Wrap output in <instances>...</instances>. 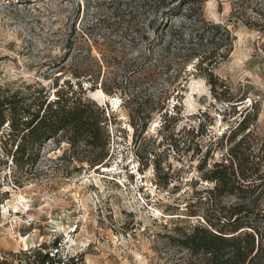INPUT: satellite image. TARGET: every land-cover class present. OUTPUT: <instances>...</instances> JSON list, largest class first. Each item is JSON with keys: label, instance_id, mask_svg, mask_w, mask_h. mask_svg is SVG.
I'll return each instance as SVG.
<instances>
[{"label": "rangeland", "instance_id": "1", "mask_svg": "<svg viewBox=\"0 0 264 264\" xmlns=\"http://www.w3.org/2000/svg\"><path fill=\"white\" fill-rule=\"evenodd\" d=\"M201 11L233 36L228 58L213 68L226 88L221 97L195 62L160 61L149 43L152 9L137 15L129 0H0V94L44 89L52 99L55 85L68 81L74 88L73 74L89 72L80 82L85 97L104 110L110 136L102 166L69 160L68 145L50 140L32 170L14 175L11 158L2 157L0 129V258L27 262L30 251L45 245L60 264L75 256L78 264L188 262L165 234L203 223L199 199L213 184L199 166L221 159L228 148L221 135L228 137L246 114L249 139L264 141V0H207ZM128 12L136 14L132 26ZM102 81L116 88L104 98L90 90ZM128 94L148 114L141 135L131 126Z\"/></svg>", "mask_w": 264, "mask_h": 264}, {"label": "trees", "instance_id": "2", "mask_svg": "<svg viewBox=\"0 0 264 264\" xmlns=\"http://www.w3.org/2000/svg\"><path fill=\"white\" fill-rule=\"evenodd\" d=\"M114 1L119 5L124 0ZM166 1L129 0L141 11L137 15L144 16L152 9L157 17L161 10L160 18L155 17L156 20L152 19L148 24L153 33L149 43L161 53L160 61L195 62L196 71L205 72L214 96L221 97L226 88L213 78V68L228 58L233 36L227 27L203 18L202 5L207 0ZM114 11L122 20L123 14H118V8ZM179 16L185 22L172 24ZM135 17L136 14L128 12L129 26L133 25ZM88 73L73 74L77 80L74 88L68 81L63 88L57 89L55 85L52 99L44 89H34L27 94H0V129H4L2 157L11 158L14 175L32 170L39 159L40 148L50 140L68 145L69 160L85 162L90 167L102 166L106 161L110 141L107 119L104 110L85 97L87 90L80 82ZM162 74L165 73H159V76ZM179 76L180 73H175L168 77V81ZM92 84L90 90L94 92L96 83ZM100 86L99 89L107 94L116 89L106 87L103 81ZM128 95L126 102L131 126L141 135L147 128L148 114L141 112V105H134L135 96ZM162 107L159 104L157 109ZM256 116L255 112L253 119ZM247 118L246 114L228 137L221 135L220 143L225 140L228 146L221 159L208 169H205L204 160L199 166L201 178L213 184L211 190H206L204 202L199 199L203 206L200 215L203 223L196 222L189 228L175 227L173 234H165L170 244L187 252L186 264H264V141L259 143L256 139H249L251 130ZM84 149L88 155L85 158ZM226 198L232 199L233 204L225 205ZM205 205L211 208V212ZM186 216L196 217L198 212ZM56 246L54 241L51 248L56 249ZM48 250L45 245H40L30 251L27 262L20 260L18 264H60L61 261L55 260V255L51 257ZM79 262V257L75 256L66 264ZM0 264L9 263L1 257Z\"/></svg>", "mask_w": 264, "mask_h": 264}, {"label": "bare ground", "instance_id": "3", "mask_svg": "<svg viewBox=\"0 0 264 264\" xmlns=\"http://www.w3.org/2000/svg\"><path fill=\"white\" fill-rule=\"evenodd\" d=\"M95 91H96V93L99 94L101 97H103V98L105 97V95H104V93L102 92L101 89L97 88ZM110 99H111V103H112L113 105H115L117 100H116L114 97H111ZM187 99H188V98H187ZM189 99H190V98H189Z\"/></svg>", "mask_w": 264, "mask_h": 264}]
</instances>
